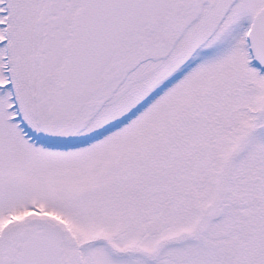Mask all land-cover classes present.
<instances>
[{
    "label": "snow or ice",
    "instance_id": "obj_1",
    "mask_svg": "<svg viewBox=\"0 0 264 264\" xmlns=\"http://www.w3.org/2000/svg\"><path fill=\"white\" fill-rule=\"evenodd\" d=\"M0 264H264V0H0Z\"/></svg>",
    "mask_w": 264,
    "mask_h": 264
}]
</instances>
